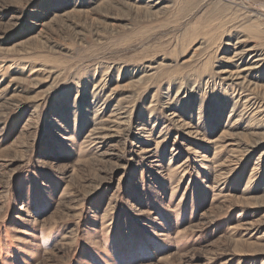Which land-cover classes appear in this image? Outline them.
I'll list each match as a JSON object with an SVG mask.
<instances>
[{
	"label": "rangeland",
	"instance_id": "374dc122",
	"mask_svg": "<svg viewBox=\"0 0 264 264\" xmlns=\"http://www.w3.org/2000/svg\"><path fill=\"white\" fill-rule=\"evenodd\" d=\"M0 264H264V0H0Z\"/></svg>",
	"mask_w": 264,
	"mask_h": 264
}]
</instances>
